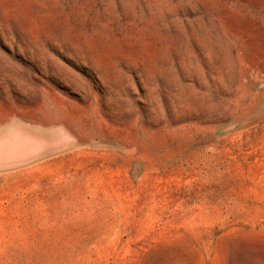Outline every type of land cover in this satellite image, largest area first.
Wrapping results in <instances>:
<instances>
[{"label": "rangeland", "instance_id": "1", "mask_svg": "<svg viewBox=\"0 0 264 264\" xmlns=\"http://www.w3.org/2000/svg\"><path fill=\"white\" fill-rule=\"evenodd\" d=\"M0 264H264V0H0Z\"/></svg>", "mask_w": 264, "mask_h": 264}]
</instances>
